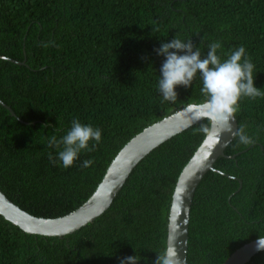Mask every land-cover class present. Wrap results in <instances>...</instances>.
I'll return each instance as SVG.
<instances>
[{"label":"trees","instance_id":"1","mask_svg":"<svg viewBox=\"0 0 264 264\" xmlns=\"http://www.w3.org/2000/svg\"><path fill=\"white\" fill-rule=\"evenodd\" d=\"M173 38L192 40L201 57L219 41L221 60L240 46L264 92V0H0V189L41 218H60L95 193L119 152L147 127L201 104L199 74L158 90ZM79 119L102 131L73 166L54 165L48 138ZM237 122L254 139H235L193 201L187 264H224L264 237V97L243 98ZM174 136L132 171L110 208L63 238L31 235L0 216V264H155L167 245L170 210L183 169L206 139L200 124ZM94 143V142H91ZM90 143V146H91ZM84 160H94L82 167ZM242 183V184H241ZM132 258V259H130ZM248 264H264V251Z\"/></svg>","mask_w":264,"mask_h":264},{"label":"water","instance_id":"2","mask_svg":"<svg viewBox=\"0 0 264 264\" xmlns=\"http://www.w3.org/2000/svg\"><path fill=\"white\" fill-rule=\"evenodd\" d=\"M0 59L19 65L25 64V61L18 62L2 56ZM0 104L13 117H17L10 106L1 100ZM191 105L195 111H200L198 107L200 104ZM204 120L206 119L193 123L191 122L192 114L181 109L144 129L119 152L91 198L77 211L67 216L60 218L33 216L15 205L1 189L0 216L31 235L59 238L71 235L93 223L110 208L132 171L151 152L174 136ZM234 127H239L237 119L234 121ZM235 139L230 133L225 132L218 143L213 135H207L180 174L170 210L167 240L168 244L169 237L174 238L180 256V264H187L191 210L196 191L208 172H217L215 164L219 158H236V156L229 157L225 154L227 147ZM259 241L260 239L238 249L224 264H248L258 253L264 251L259 247Z\"/></svg>","mask_w":264,"mask_h":264},{"label":"clouds","instance_id":"3","mask_svg":"<svg viewBox=\"0 0 264 264\" xmlns=\"http://www.w3.org/2000/svg\"><path fill=\"white\" fill-rule=\"evenodd\" d=\"M221 48L219 41L210 43L206 57L202 58L199 48L194 46L191 39L185 42L173 38L170 42L162 43L155 50L158 55L165 57L160 68L158 90L165 101L174 103L178 98L177 86L191 87L194 78L199 74L203 85L200 91L204 97L198 106L200 111H195L192 105H186L182 110L192 114L193 123L206 119L208 123L200 124L199 131L206 136L213 135L218 143L222 134L227 132L238 139L240 144L248 146L255 141L246 134L245 125L234 127L236 114L240 111L243 98L255 100L257 97H264V92L254 84L255 65L247 56L246 49L240 46L226 59L221 60L218 55ZM101 138L102 131L99 128L74 119L71 128L63 136L57 138L52 135L48 138L46 147L56 149L58 153L53 158L49 152V160L54 165L57 161L62 162L64 168L73 166L83 151H94ZM93 163L94 160H84L82 167H91ZM259 247L264 249V237H261ZM155 264H180L174 238L169 237V243L158 252Z\"/></svg>","mask_w":264,"mask_h":264}]
</instances>
